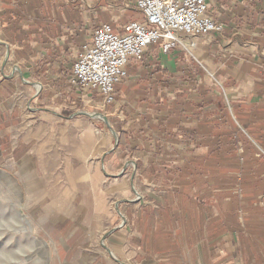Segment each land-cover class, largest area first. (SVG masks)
Listing matches in <instances>:
<instances>
[{
    "label": "crops",
    "instance_id": "obj_1",
    "mask_svg": "<svg viewBox=\"0 0 264 264\" xmlns=\"http://www.w3.org/2000/svg\"><path fill=\"white\" fill-rule=\"evenodd\" d=\"M218 34L78 87L94 31L136 0H0V171L49 264H264V0H210Z\"/></svg>",
    "mask_w": 264,
    "mask_h": 264
},
{
    "label": "built area",
    "instance_id": "obj_2",
    "mask_svg": "<svg viewBox=\"0 0 264 264\" xmlns=\"http://www.w3.org/2000/svg\"><path fill=\"white\" fill-rule=\"evenodd\" d=\"M249 1V0H242ZM210 0H136L143 23L128 24L124 34L110 25L97 28L89 45L74 62L71 75L83 89L97 90L107 103L115 100V86L128 77L130 61L141 60L152 45L170 54L182 36L218 34L223 25L209 13Z\"/></svg>",
    "mask_w": 264,
    "mask_h": 264
},
{
    "label": "rangeland",
    "instance_id": "obj_3",
    "mask_svg": "<svg viewBox=\"0 0 264 264\" xmlns=\"http://www.w3.org/2000/svg\"><path fill=\"white\" fill-rule=\"evenodd\" d=\"M17 182L0 171V264H49V245L33 224Z\"/></svg>",
    "mask_w": 264,
    "mask_h": 264
}]
</instances>
